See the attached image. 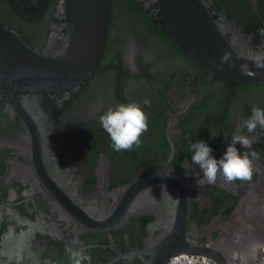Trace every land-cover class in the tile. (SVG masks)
<instances>
[{"label":"flooded vegetation","instance_id":"1","mask_svg":"<svg viewBox=\"0 0 264 264\" xmlns=\"http://www.w3.org/2000/svg\"><path fill=\"white\" fill-rule=\"evenodd\" d=\"M21 2L33 15L0 0V24L38 51L61 49L62 0ZM208 2L237 47L264 49V0ZM109 7L101 52L79 82L22 90L15 106L0 93V264H70L69 249L83 250L91 264H161L181 191L186 247L220 264H261L264 128L249 133L244 121L254 105L264 109V82L230 81L196 65L168 36L154 0ZM132 101L148 114V130L139 147L116 152L99 118ZM237 130L254 141L251 180L203 182L192 143L207 142L220 158ZM151 174L183 178L175 188L163 180L127 193Z\"/></svg>","mask_w":264,"mask_h":264},{"label":"water","instance_id":"2","mask_svg":"<svg viewBox=\"0 0 264 264\" xmlns=\"http://www.w3.org/2000/svg\"><path fill=\"white\" fill-rule=\"evenodd\" d=\"M16 1L26 15H33L23 7L21 0ZM154 1L155 12L168 36L196 65L226 80L264 82V67H261L264 49L237 47L209 8L208 0ZM108 12L109 0H62L66 43L51 53L32 48L16 30L0 24V93L8 104L15 106L22 90H58L76 84L87 75L101 52ZM225 54L227 60L222 59ZM181 178L159 174L136 177L127 185L126 191L133 194L141 187L163 180L175 188L173 181L180 183ZM131 194L127 199L130 200ZM185 214L186 195L181 191L176 200L175 225L163 239L171 244L163 251L161 264H166L171 255L180 252L207 257L201 248L184 245ZM112 221L113 217H109L103 224ZM101 224L96 222V226ZM157 256L153 251L152 257Z\"/></svg>","mask_w":264,"mask_h":264},{"label":"clouds","instance_id":"3","mask_svg":"<svg viewBox=\"0 0 264 264\" xmlns=\"http://www.w3.org/2000/svg\"><path fill=\"white\" fill-rule=\"evenodd\" d=\"M260 34L264 35V28L260 29ZM228 59V55L222 58ZM264 67V65H261ZM145 105H150V101L145 99ZM99 122L107 132L111 140V147L116 152L131 151L134 146L139 147L142 135L148 130L149 116L139 103L132 101L120 103L116 107L108 108L103 113ZM264 128V109L253 106L251 116L244 121L247 132H255L257 127ZM239 143L246 151L241 152L236 144ZM254 141L249 136L237 130L232 137V143L227 144L226 150L220 158L212 155V148L203 140L192 143L191 150L192 163L199 166L203 173L202 180L208 184H215L218 176L227 183L237 180L250 181L253 175V158L256 150L252 148ZM198 180L197 183H201ZM91 256L83 250L69 249L70 264H91Z\"/></svg>","mask_w":264,"mask_h":264},{"label":"built area","instance_id":"4","mask_svg":"<svg viewBox=\"0 0 264 264\" xmlns=\"http://www.w3.org/2000/svg\"><path fill=\"white\" fill-rule=\"evenodd\" d=\"M166 264H215L203 255L180 252L171 255ZM264 264V261L261 263Z\"/></svg>","mask_w":264,"mask_h":264},{"label":"trees","instance_id":"5","mask_svg":"<svg viewBox=\"0 0 264 264\" xmlns=\"http://www.w3.org/2000/svg\"><path fill=\"white\" fill-rule=\"evenodd\" d=\"M110 8V7H109ZM127 8H128V6H127ZM130 8H131V6H130ZM150 17H152V15H150Z\"/></svg>","mask_w":264,"mask_h":264},{"label":"bare ground","instance_id":"6","mask_svg":"<svg viewBox=\"0 0 264 264\" xmlns=\"http://www.w3.org/2000/svg\"><path fill=\"white\" fill-rule=\"evenodd\" d=\"M222 25V24H221ZM223 26V25H222Z\"/></svg>","mask_w":264,"mask_h":264}]
</instances>
